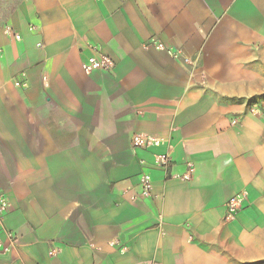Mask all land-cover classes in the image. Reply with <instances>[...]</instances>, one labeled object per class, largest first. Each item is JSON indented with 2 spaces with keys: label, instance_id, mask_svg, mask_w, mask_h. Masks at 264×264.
<instances>
[{
  "label": "crops",
  "instance_id": "0c3cea01",
  "mask_svg": "<svg viewBox=\"0 0 264 264\" xmlns=\"http://www.w3.org/2000/svg\"><path fill=\"white\" fill-rule=\"evenodd\" d=\"M0 193V264H264V0H17Z\"/></svg>",
  "mask_w": 264,
  "mask_h": 264
},
{
  "label": "built area",
  "instance_id": "2783aa9c",
  "mask_svg": "<svg viewBox=\"0 0 264 264\" xmlns=\"http://www.w3.org/2000/svg\"><path fill=\"white\" fill-rule=\"evenodd\" d=\"M157 46L161 47V44H158ZM186 60V59H185ZM113 67L112 60L101 53H98V56L96 58L91 59L89 64L83 65V68L85 71H91V70H106L109 71ZM18 82H15V85H18ZM137 143H140L139 139L135 140ZM169 157L166 154H160L157 156L156 162L154 163L155 167L166 169L169 164ZM190 167H188L184 173L180 175L181 179H188L190 174ZM140 192L139 195L141 197H149L151 195V179L150 175L147 172H142L140 174ZM244 198V194L240 193L238 195L233 196L225 203V214L224 218L227 220L233 219L236 215V213L239 211L241 207V202ZM7 206V199L6 197L0 193V221L2 220L5 210ZM5 238H6V245H3L0 242V253H4L7 251L10 247H16V237L11 232H5ZM54 251H51L50 253H53Z\"/></svg>",
  "mask_w": 264,
  "mask_h": 264
},
{
  "label": "rangeland",
  "instance_id": "374dc122",
  "mask_svg": "<svg viewBox=\"0 0 264 264\" xmlns=\"http://www.w3.org/2000/svg\"><path fill=\"white\" fill-rule=\"evenodd\" d=\"M16 4L17 0H0V18L12 12Z\"/></svg>",
  "mask_w": 264,
  "mask_h": 264
}]
</instances>
